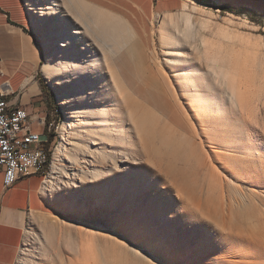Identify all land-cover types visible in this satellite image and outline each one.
I'll return each instance as SVG.
<instances>
[{"label":"rangeland","instance_id":"1","mask_svg":"<svg viewBox=\"0 0 264 264\" xmlns=\"http://www.w3.org/2000/svg\"><path fill=\"white\" fill-rule=\"evenodd\" d=\"M30 1L22 3L43 49L41 65L48 55L57 81L40 70L60 115L51 151L66 120L78 150L71 160L68 140L61 173L52 183L43 178L46 207L24 221L15 264H264V0H188L229 39L195 18L189 30L180 20L169 25L184 0L143 21L108 4L135 32L126 45L104 26L93 31L94 10L79 18L75 0H48L57 12L44 15L32 8L40 0ZM77 28L82 34L72 40ZM78 52L94 55L102 84L95 72L85 76ZM67 63L93 83L74 85ZM104 99L115 110L109 133L98 120ZM91 124L109 140L92 137ZM83 148L107 151L100 171ZM35 183L21 188L34 196Z\"/></svg>","mask_w":264,"mask_h":264},{"label":"crops","instance_id":"2","mask_svg":"<svg viewBox=\"0 0 264 264\" xmlns=\"http://www.w3.org/2000/svg\"><path fill=\"white\" fill-rule=\"evenodd\" d=\"M75 1L87 4H80L85 7V10L82 8V18L86 10H93L88 4L106 10H109L106 7L109 4L117 7L116 11H133L142 21L153 18L156 12L170 13L179 8V0ZM42 59L41 43L31 29L28 12L22 0H0V83H8L11 89L5 96L7 110L25 108L30 114L31 127L34 122L39 125L37 129H33L36 132H45L44 125L38 122L40 118L45 119L46 115V100L37 78L43 66ZM2 179L3 173L0 170V264H15L24 221L32 212L46 207L42 192L43 176L39 173L21 176L8 188L3 187ZM33 181H36L34 196L32 188H21L23 183Z\"/></svg>","mask_w":264,"mask_h":264},{"label":"bare ground","instance_id":"3","mask_svg":"<svg viewBox=\"0 0 264 264\" xmlns=\"http://www.w3.org/2000/svg\"><path fill=\"white\" fill-rule=\"evenodd\" d=\"M26 5L30 4V0H24ZM77 2V1H76ZM79 3V4H78ZM83 6H87V4H83L81 2H77V4L75 5L76 7V15L79 18H82V8L85 10V7ZM89 7H93L94 10V17L92 19V23L95 21V23H93V31H95L97 33L96 30H101V26L106 27V30L112 34V36L115 37L117 44H121V45H126L129 42H133V38L135 35L134 30L132 29L130 23L127 21L126 18H124L123 16L119 15L118 13L114 12V11H109L106 10L104 8L98 7V6H91V4H88ZM32 8H36L38 14L40 15H44L46 14V12L50 13V14H54L56 13V8H54L49 2L48 0H40V3H38L37 5H35V7ZM170 14V13H169ZM197 14V15H195ZM195 21L198 24V26L200 28L206 29L209 28L210 26H213V30L214 32L217 34V36L222 37V38H226L229 39L230 38V34L229 32H227V30L225 31L219 24H217L216 22H213L210 18L204 17L203 14L201 13L200 10H198V8L196 6L191 5L188 0H184L182 3V7L178 10L176 15H169L168 17V24L169 25H174L177 21H181L186 30H189V28L191 27V23L192 21ZM57 19L60 20V22L63 24V18L59 15H57ZM37 21V20H35ZM196 24V25H197ZM198 28V29H200ZM90 28H89V32H90ZM201 30V29H200ZM102 31V30H101ZM100 31V32H101ZM205 31V30H204ZM207 31V29H206ZM75 36L73 37L72 40H77L81 34H82V30H79V28L74 30ZM102 34V32H101ZM161 38L162 40L165 42L166 45H169L172 42V38L171 35L168 34V32L165 30L161 33ZM45 39H48V36H45ZM224 40V39H223ZM92 41V40H91ZM63 44V42H58ZM86 45L87 46H91L92 42H90L88 39H86ZM92 51V50H91ZM94 52V51H93ZM168 53H173L172 50H167ZM181 52L178 53V56H181ZM79 58L78 59H83L84 60V66H85V76H93V72H95L99 77H101L100 79V84H102V80L104 79V77H102L104 75L103 71L104 69L102 68V66L98 63V61L96 60V58L94 57V55L91 53L90 55L92 56L91 59H85L82 56V53L78 52ZM46 62L43 64L42 66V71L44 73L45 76L48 77V79L50 80L52 85L56 84V80L55 78H52V74L53 71L51 69L52 67V61L51 58L46 55L45 58ZM67 61V60H66ZM94 64V65H93ZM68 67L64 68V74L67 75L68 70H71L73 73V76H65L67 77V80H71L73 81L74 85L80 84L82 85V87L85 86V82H90L93 83V81H84L81 80L82 78H80V74L77 72V70L74 69V66L71 67L68 63H67ZM92 70V73H88L89 71ZM69 74V73H68ZM111 81H112V86L114 88V90H118L119 89V85H120V81L118 79V77L114 74H111ZM71 79H70V78ZM91 87H93V85L91 84ZM91 89V88H90ZM57 99H59V96H57ZM109 99H104V103L103 104L105 107L102 110H99L98 113V120H100V122H102L104 124V126H102V129H104L106 132H112L113 128L111 126V121L114 119L115 117V110L114 108H112ZM69 118H71V115H69ZM91 130H94L92 132V137H94L96 140H98L100 143H104L106 140H109V138H106L104 136V134L101 132V130L99 129V126H97L96 124H91ZM75 133L74 128L72 127V124L70 122V120H66L64 123H62L61 125V134H62V140L60 142H58V144L55 145L54 150H53V154H52V159L50 160L51 162V166H50V171L48 176L46 177L45 175H43V178L45 179L44 182H49L52 183V179L53 177H55L56 175H58L59 173H61L62 168H63V157H65V155L70 154L68 152V148L66 146L68 140H70V143L73 146V153L71 155V160L75 161V154L76 151L78 150V144L77 141H74L73 139L77 138V135H73ZM76 134V133H75ZM11 141H22V132H13V134H11ZM83 153L90 155L92 157V160L97 162V166L98 171L101 170L104 162L109 158V154L107 153V151H104L102 149H89V148H83ZM47 158L44 161V166L47 164ZM73 162V161H72ZM116 164V162H115ZM43 168H41L40 170H42ZM112 168L114 169H118V166H112ZM83 169V168H82ZM83 172L85 173L84 169ZM85 179L84 181H89L90 178L87 177V174L85 173ZM102 175L101 172H92V176L94 177H100ZM21 176H28V168H19L17 171V178L21 177ZM46 177V178H45ZM26 237V236H25Z\"/></svg>","mask_w":264,"mask_h":264},{"label":"built area","instance_id":"4","mask_svg":"<svg viewBox=\"0 0 264 264\" xmlns=\"http://www.w3.org/2000/svg\"><path fill=\"white\" fill-rule=\"evenodd\" d=\"M11 92L8 83H0V170L3 187L12 186L19 168H28V175L40 172L49 149L44 147L47 132H36L31 127L30 114L25 108L7 110L5 96ZM44 125V119H38ZM51 129V123L47 130ZM13 132H22V141H11Z\"/></svg>","mask_w":264,"mask_h":264},{"label":"trees","instance_id":"5","mask_svg":"<svg viewBox=\"0 0 264 264\" xmlns=\"http://www.w3.org/2000/svg\"><path fill=\"white\" fill-rule=\"evenodd\" d=\"M198 1L199 2H205L207 4L210 2L209 0H198ZM37 78L39 80V84H40V87L42 90V95L46 100V115H45V119H44V128H45L44 131L47 132L48 139H47V142L44 143V147L49 149V151H48V156H47L48 157L47 158V164L45 165V167L42 170H40V172H38L40 175L43 176L48 171L49 163H50V160L52 158L51 157V154H52L51 148H52V143H53L54 137H55V134L53 133V124H54V122L58 121V118L60 115H59L58 104L55 101V95H54L52 89L45 83L44 79L41 77L40 70L37 74ZM50 123H51V129L48 131L47 127Z\"/></svg>","mask_w":264,"mask_h":264}]
</instances>
